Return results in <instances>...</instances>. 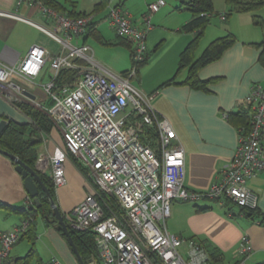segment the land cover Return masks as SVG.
<instances>
[{"label":"built area","instance_id":"2783aa9c","mask_svg":"<svg viewBox=\"0 0 264 264\" xmlns=\"http://www.w3.org/2000/svg\"><path fill=\"white\" fill-rule=\"evenodd\" d=\"M40 15L51 23L41 26L17 13H0L26 22L55 42L60 50L51 56L45 49L32 46L14 66L0 64V86L20 96L24 89L13 79L32 81L44 67L51 71L42 86L51 105L43 107L52 126L62 138L49 154L40 155L36 165H50L55 188L65 186V162L73 158L89 172V188L84 199L66 217L75 232H90L101 264H211L208 250L193 240H184L166 230L173 202L227 200L247 211H255L258 196L245 186L246 180L264 171V89L253 85L245 103L251 106L248 132L241 130L238 145L218 181L204 191L185 185V154L171 124L152 106L153 97L132 86L137 66L147 53L146 35L152 29L151 18L164 0L148 4L142 17V29L132 25L131 16L120 6H107L105 20L117 37L131 41L133 67L123 75H112L95 61L85 36L95 14L70 18L40 2ZM24 0H17L19 7ZM219 19L225 20V14ZM62 70H76L74 80L56 84ZM14 90V91H13ZM15 103L18 97H10ZM40 107L39 104H36ZM227 117L226 114H222ZM144 126L154 127L159 155L140 142ZM44 143L49 137L42 136ZM112 200L120 210L106 213L102 202ZM32 202H28V210ZM33 218H25L9 232L0 231V264H5L11 248L29 228ZM252 252L247 236H242L235 264H246ZM47 264H63L53 257Z\"/></svg>","mask_w":264,"mask_h":264},{"label":"crops","instance_id":"0c3cea01","mask_svg":"<svg viewBox=\"0 0 264 264\" xmlns=\"http://www.w3.org/2000/svg\"><path fill=\"white\" fill-rule=\"evenodd\" d=\"M54 1L66 7L68 11L74 10L76 13H91L94 6L100 2L94 0L91 1L94 3L90 7L79 9L75 0ZM16 2L17 0H0V13H17L41 26H51V23L40 15L33 2L24 0L19 7L16 6ZM108 2L112 6L111 1ZM148 4L149 1L144 0L142 5ZM103 11L106 12L107 8ZM142 12L143 8L140 9V13ZM99 14L95 17L97 23L95 30L92 32L87 30L82 40L77 41L78 44L82 42L89 46L93 57L95 52L89 40L106 43L98 30L99 23L103 22L100 21L103 16ZM177 15L175 22L167 27L169 29L152 25V29L146 35L147 54L149 49L159 51L158 46L161 42H167L168 39L173 41V48L170 49L172 69L170 64L164 81L154 90L149 91L151 89L145 87L142 80L140 88L145 95H152L153 108L173 127L185 154V185L190 190L199 192L207 190L220 179L223 169L237 148L239 131L228 120V115L247 108L245 99L253 85H260L264 89V67L258 61L261 51L253 46L262 40L263 33L258 34L250 28L251 20H244L243 30L248 34L245 37L236 35L239 39H236V43L226 50L218 61L199 71L200 80L214 79L207 85L206 90H195L185 85L161 87L175 76L174 66L176 63L178 65L179 55L192 39L191 33L182 30L191 21V14L182 8ZM130 16L132 25L142 29V22H135L137 17L131 14ZM234 25L235 20L231 19V28H234ZM118 41L114 42L115 47L125 49L130 56L127 47L130 41H122L121 44ZM34 45L45 49L51 56L57 55L60 50L55 42L32 25L0 15V64L17 65ZM155 57L156 55L148 59L149 62L147 60L148 65ZM97 64L112 75L128 72L127 70L115 72L98 62ZM50 77L51 71L46 66L32 81L13 79L12 82L24 89L23 92L34 96V100H31L25 97L23 92L20 96L13 92L14 97H18L15 103H24L45 113L43 107L50 106L51 101L47 99L42 86ZM185 77L186 72H181L177 76V81L181 82ZM13 93L5 92V88L0 86V118L22 124L29 123L30 119L10 100ZM223 113L227 117H223ZM48 137V142L43 141L39 148V156L49 154L55 146L62 145L61 134L54 127ZM35 166L38 171L50 176L49 164ZM64 166L67 183L65 186L55 188L54 202L68 224L66 217L82 202L88 186L86 176L78 170L72 158H69ZM245 186L258 196V206L254 212H241L227 200H203L190 204L177 201L171 205L166 230L184 240H193L209 250H218L221 254V264H235L240 239L247 236L252 252L246 264H264V171L246 180ZM29 201L32 202L23 187L22 179L15 172V166L6 156L0 154V231L9 232L20 225L25 219L24 210H28ZM37 217L39 216H36L34 221L33 241L28 236H22L11 248L5 264H47L53 257L58 258L63 264H79L62 232L55 225H47L45 220ZM29 252H31L29 258L24 259ZM83 263L101 264V260L99 256H92Z\"/></svg>","mask_w":264,"mask_h":264},{"label":"trees","instance_id":"16d2710c","mask_svg":"<svg viewBox=\"0 0 264 264\" xmlns=\"http://www.w3.org/2000/svg\"><path fill=\"white\" fill-rule=\"evenodd\" d=\"M35 2H40L45 7L51 8L52 10L63 13L65 12V16L70 18H78L83 17L88 14H99L102 13L104 9L107 8L109 5L108 0H100L98 4H96L91 13H76L74 10L68 11L66 7L57 3L54 0H33ZM181 4L180 6L183 7L186 11L191 14V21L186 24L182 30L191 33L192 39L188 43V45L184 48V50L180 53L178 59V65L176 69L175 76L165 82L161 87L169 86V85H185L195 90H206L207 85L212 83V80H205L202 81L198 77L199 71L206 67L207 65L218 61L223 53L232 47L236 43L235 36L231 33H227L225 36L217 38L213 40L201 53L199 57H196V52L199 46V42L204 35V31L206 26L208 25L210 19L215 14L213 10L212 0H177ZM227 6V14H225V20L227 17L231 16L232 14H251V21L254 26L261 27L263 30L262 40L257 43L253 44L254 47L260 49V55L258 61L264 67V19L257 16L255 13L264 7V0H224ZM120 6V5H118ZM67 11V12H66ZM224 20V21H225ZM96 21L91 23L88 26V31L92 32L95 30ZM118 43L121 44L122 41H130L125 38L118 37ZM126 45V44H125ZM127 47L129 48L130 58L132 56L133 46L130 41ZM148 54L146 53L144 60L138 64L137 66V73L138 69L141 65L145 64L148 59ZM132 60V59H131ZM133 65V63H132ZM186 72V77L183 81L178 82L177 76L181 72ZM78 71L76 70H62L57 78L56 84L62 85L63 83L69 82L74 80L77 77ZM127 72L123 73L122 75L125 76ZM18 110H20L24 115H26L29 119V123H17L12 120L2 119L6 122V126L0 133V149L5 151L6 153L17 157L21 160L25 165L30 167L31 169L35 170L39 175L40 179L42 180L44 186L47 188L48 192L52 196L54 200L55 196V187L53 185L52 179L49 175L42 173L36 169V161L39 157V148L42 145V136L46 135L49 136L52 130V123L48 116L36 109L31 108L27 104L18 103L14 104ZM252 109L250 105H247V108L241 110L236 114H229L228 120L238 129L239 133L241 130L248 132L251 128V120H252ZM140 142L145 145L149 146L156 155H159V145H158V136L156 129L154 127L144 126L140 136ZM73 159V158H72ZM74 164L78 168V170L86 176V169L79 165L74 159ZM15 166V164L12 162ZM38 201L41 204L39 208H36L35 204L32 202V207L29 210H24L25 218L32 217L33 220L25 232L24 236H28L31 241H33L34 235V228L35 224L34 221L36 216L41 217L45 220L46 224H53L57 227V229L62 232L60 226L58 225L56 218L53 214V211L50 207V203L48 198L42 192L41 188L38 187ZM229 202V201H227ZM107 205L109 211L118 212L117 206L112 200H105L102 202ZM229 204H232L229 202ZM233 206L237 207L236 205L232 204ZM105 211L107 214L108 208L104 206ZM241 212L252 213L254 211H247L243 208L237 207ZM63 216V215H62ZM63 220L65 222V218L63 216ZM70 238L76 248L81 259L84 261L90 257H98V252L94 243L93 234L90 232H75L71 230L65 222ZM62 236L67 240L65 235L62 232ZM207 249V247H204ZM211 264H221V254L216 249H207ZM30 253L24 258L27 259L30 256Z\"/></svg>","mask_w":264,"mask_h":264},{"label":"rangeland","instance_id":"374dc122","mask_svg":"<svg viewBox=\"0 0 264 264\" xmlns=\"http://www.w3.org/2000/svg\"><path fill=\"white\" fill-rule=\"evenodd\" d=\"M78 2L79 9L85 8V7H90V5H93L91 1L94 0H75ZM99 1V0H95ZM112 6H118L121 5L120 7L126 11L129 15H133L134 17H137L135 22H142V17L144 14L147 13L148 5H142L144 3V0H110ZM149 1V4L155 3L158 0H147ZM165 6L160 9V11L157 14H154L151 18V26H155L158 28L159 27H170V24H173L175 22V18L178 16V12H180L181 7L179 1L177 0H164ZM122 3V4H119ZM212 5H213V10L215 14L217 13L218 15H214L208 25L205 28L204 35L202 36L199 46L197 49L196 55L199 57L202 53V51L215 39L220 38L225 36L227 33L234 34L235 39H239L238 37H245L248 33H246L243 30V22L244 20H251V14H232L231 16L227 17L225 21H221L219 19L220 14H227V6L225 4L224 0H212ZM143 8L142 13H140V9ZM257 16L261 17L264 19V7L257 11L255 13ZM99 15H102L103 17L100 19L98 30L102 33L104 42H97L95 40H89V44L93 47L94 49V58L95 60L103 65L105 68H108L112 71L115 72H123V71H130L133 67L132 65V60L129 58V54L125 49L115 47L114 42L118 41V38L114 32L111 31V29L108 27L106 24L105 20V15L106 12L102 11ZM98 15V17H99ZM231 19L235 20V25L233 26L234 28H231L230 26V21ZM239 20V21H237ZM155 28V29H157ZM250 28L255 30V32L263 33V30L261 27L253 26L250 22ZM169 29V28H167ZM233 29V30H232ZM235 31V33H233ZM261 33V35H262ZM237 35V36H236ZM260 37V36H258ZM111 42V43H110ZM149 42V38H148ZM165 43V44H164ZM163 46V47H162ZM160 47H162L160 49ZM159 51H153L152 49H149V56L148 59L150 60L153 58L155 55L156 57L154 58L153 62H151L148 65V62L145 64L141 65L138 69V73L136 78L131 80V84L133 87H135L138 91L142 92L140 88V81L142 80L145 87H148L149 91L154 90L158 85L164 81V77H166V72L167 67L170 66L171 64V69H172V58H171V51L170 49L173 48V41L168 39L167 42L163 41L159 44L158 46ZM174 65V62H173ZM177 68V63L176 66H174V69L176 71ZM166 69V70H165ZM174 71V73H175ZM168 75V74H167ZM183 75V74H182ZM181 76V75H180ZM179 76V79H180ZM147 96H151L146 94ZM89 172L86 170V178H87V186L88 185V179H89ZM115 203V202H114ZM190 204V203H188ZM116 205V204H115ZM118 212L116 213L117 215H120V210L117 207ZM39 218V217H37Z\"/></svg>","mask_w":264,"mask_h":264},{"label":"water","instance_id":"95a60500","mask_svg":"<svg viewBox=\"0 0 264 264\" xmlns=\"http://www.w3.org/2000/svg\"><path fill=\"white\" fill-rule=\"evenodd\" d=\"M23 95L31 100H34V96L30 95L27 92H23ZM6 126V122L2 119H0V133ZM0 154L6 156L11 162L15 164V172L20 176L22 179L23 187L28 195V197L32 200V202L35 204L36 208H39L41 204L38 201V187L41 188L42 192L45 194V196L48 198L50 207L53 211V214L56 218V221L58 225L60 226L63 234L67 238L70 247L72 248L79 264H84L81 257L79 256L78 252L76 251V248L70 238L69 230L66 225V223L63 220L62 213L58 209L57 205L55 204L52 196L48 192L47 188L44 186L42 180L40 179L37 172L27 165H25L21 160H19L17 157L12 156L5 151L0 149Z\"/></svg>","mask_w":264,"mask_h":264}]
</instances>
